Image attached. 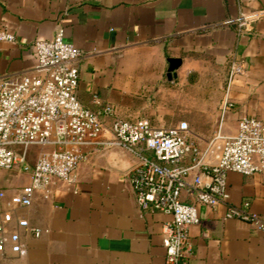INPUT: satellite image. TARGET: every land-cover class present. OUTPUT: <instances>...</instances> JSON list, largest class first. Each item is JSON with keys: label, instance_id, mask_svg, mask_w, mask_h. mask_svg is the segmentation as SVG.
Masks as SVG:
<instances>
[{"label": "crops", "instance_id": "1", "mask_svg": "<svg viewBox=\"0 0 264 264\" xmlns=\"http://www.w3.org/2000/svg\"><path fill=\"white\" fill-rule=\"evenodd\" d=\"M239 11L249 15L242 33L235 27ZM58 25L82 51L77 98L92 110L113 107L103 116V134L113 116L146 118L156 127L184 119L202 149L217 127L233 133L238 115L264 127V0H0V30L14 37L0 40V75L30 71L33 42L50 38ZM167 57L180 59L170 77ZM230 61L242 71L229 80ZM225 98L231 105L222 108ZM220 144L212 141L204 161H216ZM84 151L73 182L53 177L47 195L35 191L28 206L14 207L8 198L29 172L0 168V212L28 222L4 224L5 233L18 232L26 253L6 245L0 264H164L161 225L170 215L137 206L127 172L135 159L119 148ZM35 155L31 147L28 161ZM226 185L229 202L264 215V170L227 171ZM224 210L197 204L199 221L187 226V264H264V231L224 218Z\"/></svg>", "mask_w": 264, "mask_h": 264}, {"label": "built area", "instance_id": "2", "mask_svg": "<svg viewBox=\"0 0 264 264\" xmlns=\"http://www.w3.org/2000/svg\"><path fill=\"white\" fill-rule=\"evenodd\" d=\"M248 20V14L238 12L237 33L245 31ZM13 38L0 30V40ZM33 49L36 62L30 71L0 75V168L29 172L28 182L9 195L12 206H28L37 190L46 196L53 177L73 182L74 169L86 156L84 149L119 148L135 159L127 172L137 206L170 215L161 225L164 264H187L192 253L187 226L199 221L197 204H223L224 218L240 219L264 231V215L247 209L246 202H229L226 185L227 171L264 170V127L259 119L238 115L233 133L221 134L217 127L202 149L184 119L156 127L146 118L113 116L103 134V116H111L113 107L105 103L92 110L76 96L81 49L64 39L60 25L50 38L35 40ZM241 71L239 62L230 61L228 79ZM92 100L97 102L95 95ZM228 105L225 98L222 108ZM214 139H220V149L216 161L208 163L203 156ZM33 146L40 149L29 162ZM183 193L192 200H183ZM11 219L28 227L23 216L1 211L0 253L7 245L11 252L23 255L26 247L18 232L5 233L4 224ZM30 230L35 236L40 233L37 228Z\"/></svg>", "mask_w": 264, "mask_h": 264}, {"label": "water", "instance_id": "3", "mask_svg": "<svg viewBox=\"0 0 264 264\" xmlns=\"http://www.w3.org/2000/svg\"><path fill=\"white\" fill-rule=\"evenodd\" d=\"M168 65L166 70V76L170 77L172 70L178 65L180 59L178 57H167Z\"/></svg>", "mask_w": 264, "mask_h": 264}, {"label": "rangeland", "instance_id": "4", "mask_svg": "<svg viewBox=\"0 0 264 264\" xmlns=\"http://www.w3.org/2000/svg\"><path fill=\"white\" fill-rule=\"evenodd\" d=\"M189 128H190V124H189ZM35 148V153H37V151L40 149L39 146H33Z\"/></svg>", "mask_w": 264, "mask_h": 264}]
</instances>
